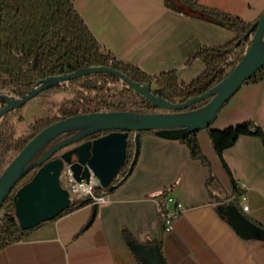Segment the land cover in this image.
<instances>
[{
  "label": "crops",
  "instance_id": "crops-1",
  "mask_svg": "<svg viewBox=\"0 0 264 264\" xmlns=\"http://www.w3.org/2000/svg\"><path fill=\"white\" fill-rule=\"evenodd\" d=\"M196 1L246 22L264 13V0ZM75 5L105 53L151 74L176 69L185 82L205 69L200 59L186 63L185 43L195 37L202 45L217 46L237 36L233 30L176 12L164 0H76ZM243 122L264 131V78L243 83L210 126L198 131L207 164L193 158L186 144L145 133L137 164L120 187L101 195V203L86 204L36 227L0 251V264H143L125 230L133 243L158 244L166 264H264V239L243 233L231 218L232 200L207 187L211 174L226 195L232 194L233 181L243 183L248 211L241 200L240 208L264 228L261 137L241 135L220 156L208 133ZM167 195L186 206L176 230L168 235L163 215Z\"/></svg>",
  "mask_w": 264,
  "mask_h": 264
},
{
  "label": "trees",
  "instance_id": "trees-1",
  "mask_svg": "<svg viewBox=\"0 0 264 264\" xmlns=\"http://www.w3.org/2000/svg\"><path fill=\"white\" fill-rule=\"evenodd\" d=\"M75 1L0 0V90L13 87L23 95L35 89L50 76L66 75L79 68L105 66L124 73L133 81L148 83L153 93L166 101L185 102L208 91L228 76L244 57L259 22V20L246 22L218 9L203 6L196 0H164L166 6L176 12L204 19L237 33L232 40L217 46L202 45L195 37L185 43L183 49L187 55L186 63L200 59L205 64L201 74L185 82L179 80L176 69L151 74L136 65L105 53L78 12ZM190 45L193 46L188 49ZM262 78H264V65L244 83ZM43 92L71 93L74 95L71 103L74 105L78 101L80 108L76 111L60 109V115L38 118L29 124L30 133L23 136H17L16 125L25 120L22 115L24 107L4 114L0 119V175L8 165L7 157L10 153H19L36 134L62 118L78 113L127 110L154 113L161 109L140 95L122 78L106 72L62 81ZM1 101L3 107L6 102L3 99ZM209 101V98L205 99L178 112L200 109ZM148 132L157 135L162 133L158 130L129 132L126 161L110 185L114 186V189H110V186H97L95 189L98 192L94 189V195L111 193L130 177L138 161L141 136ZM174 132L179 136L170 139L186 144L193 158L207 164L198 142V131L181 133L180 130H175ZM133 133L138 134L137 145L131 141ZM208 133L220 156L226 148L233 146L241 135L260 136L264 145L263 129L252 122H243L224 129H209ZM100 135L101 133H97L89 136L88 139ZM50 148L43 149L40 155L45 154ZM36 172L37 168H34L18 182L0 208V251L27 237L33 229L43 224L22 229L15 215L14 196ZM207 187L212 194L220 192L224 194L225 200L231 199L239 213L259 226L240 208V197L244 189L239 182L233 181L232 194L226 195L218 179L211 174L207 180ZM92 202H94L93 198L89 196L79 198L53 220ZM124 235L129 243L135 242L127 230L124 231Z\"/></svg>",
  "mask_w": 264,
  "mask_h": 264
},
{
  "label": "water",
  "instance_id": "water-1",
  "mask_svg": "<svg viewBox=\"0 0 264 264\" xmlns=\"http://www.w3.org/2000/svg\"><path fill=\"white\" fill-rule=\"evenodd\" d=\"M263 39L264 13L239 64L220 83L185 102L166 101L156 96L148 83L133 81L124 73L105 66L79 68L66 75L50 76L19 99L0 93V98L6 102L0 108L1 119L4 114L24 107L29 100L56 83L106 72L122 78L159 108L171 110L167 113H139L128 110L78 113L50 124L17 153L0 175V208L17 183L38 167L35 175L14 196L15 215L20 227H35L53 220L72 204L69 191L62 186L60 179L65 165L70 167L77 180L88 179L93 173L100 180L101 187H109L126 161L130 131L158 130L163 137L176 138L179 134L175 130L190 133L209 127L222 105L264 65ZM14 91L17 92L15 88ZM208 98L210 101L200 109L178 112ZM102 132L107 133L85 140ZM71 133L75 134L56 143L38 157L43 149ZM110 189H114V186H110ZM231 218L246 235L264 239V228L256 226L236 208L231 211ZM131 248L143 263L166 264L158 244L147 246L143 243H132Z\"/></svg>",
  "mask_w": 264,
  "mask_h": 264
},
{
  "label": "built area",
  "instance_id": "built-area-1",
  "mask_svg": "<svg viewBox=\"0 0 264 264\" xmlns=\"http://www.w3.org/2000/svg\"><path fill=\"white\" fill-rule=\"evenodd\" d=\"M0 93L5 95L6 97H14L16 99L21 98V94L17 91H14L13 87H8L5 89H1ZM60 179L62 186L69 191L71 201L74 202L75 200L89 196L93 198L94 202H103V196H96L94 195V189L97 186H100V180L91 173L88 179L77 180L72 170L68 165H65L61 174ZM239 185L244 189L245 185L239 182ZM241 203L242 208L244 211H248V205L246 204V194L245 191L242 192L241 195ZM186 206L181 202L178 201L174 196L167 195L166 197V209L164 212L165 218V234L168 235L176 230V225L181 217V215L185 212ZM3 216V214L1 215Z\"/></svg>",
  "mask_w": 264,
  "mask_h": 264
},
{
  "label": "rangeland",
  "instance_id": "rangeland-1",
  "mask_svg": "<svg viewBox=\"0 0 264 264\" xmlns=\"http://www.w3.org/2000/svg\"><path fill=\"white\" fill-rule=\"evenodd\" d=\"M53 94L54 92H43L41 95L34 97L26 103L22 110V115L24 116L25 120L23 122H18L16 125L17 136L29 134V124L34 122L38 118L60 115V109H72L73 111H76L80 108V104L78 101L74 105L71 103V99L74 97L73 94H69L70 96L68 98H63L62 96H53ZM169 111L171 110H159V112L161 113H167ZM137 140L138 134L133 133L131 136V141L135 145H137ZM16 155V153H10V155L7 157L8 164ZM95 192L98 191L95 189ZM233 206L237 209L234 204Z\"/></svg>",
  "mask_w": 264,
  "mask_h": 264
},
{
  "label": "flooded vegetation",
  "instance_id": "flooded-vegetation-1",
  "mask_svg": "<svg viewBox=\"0 0 264 264\" xmlns=\"http://www.w3.org/2000/svg\"><path fill=\"white\" fill-rule=\"evenodd\" d=\"M75 133H76V132H75ZM75 133H71L70 135H68V136H66V137H62V138H60L58 141H56L55 143H52V144L49 145L47 148L52 147V146L55 145L56 143H58V142L64 140V139L67 138V137H70L71 135H73V134H75ZM106 133H107V132H106ZM103 134H105V133H101V135H103ZM85 140H88V138H86ZM40 156H41V155L39 154L38 157H40ZM38 157H37V158H38ZM37 169H38V167H37ZM143 264H146V263H143Z\"/></svg>",
  "mask_w": 264,
  "mask_h": 264
},
{
  "label": "bare ground",
  "instance_id": "bare-ground-1",
  "mask_svg": "<svg viewBox=\"0 0 264 264\" xmlns=\"http://www.w3.org/2000/svg\"><path fill=\"white\" fill-rule=\"evenodd\" d=\"M262 45H264V39L262 40Z\"/></svg>",
  "mask_w": 264,
  "mask_h": 264
}]
</instances>
